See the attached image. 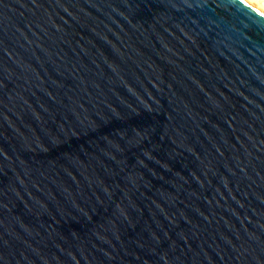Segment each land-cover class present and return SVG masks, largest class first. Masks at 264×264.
I'll return each instance as SVG.
<instances>
[{
	"label": "water",
	"instance_id": "water-1",
	"mask_svg": "<svg viewBox=\"0 0 264 264\" xmlns=\"http://www.w3.org/2000/svg\"><path fill=\"white\" fill-rule=\"evenodd\" d=\"M0 264H264V11L0 0Z\"/></svg>",
	"mask_w": 264,
	"mask_h": 264
},
{
	"label": "bare ground",
	"instance_id": "bare-ground-1",
	"mask_svg": "<svg viewBox=\"0 0 264 264\" xmlns=\"http://www.w3.org/2000/svg\"><path fill=\"white\" fill-rule=\"evenodd\" d=\"M247 1L255 5L260 10L264 11V0H247Z\"/></svg>",
	"mask_w": 264,
	"mask_h": 264
}]
</instances>
